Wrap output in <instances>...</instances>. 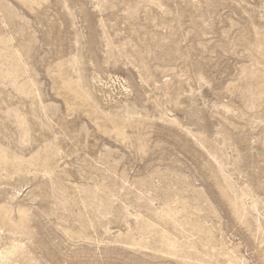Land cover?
I'll use <instances>...</instances> for the list:
<instances>
[{"label": "rangeland", "instance_id": "374dc122", "mask_svg": "<svg viewBox=\"0 0 264 264\" xmlns=\"http://www.w3.org/2000/svg\"><path fill=\"white\" fill-rule=\"evenodd\" d=\"M0 264H264V0H0Z\"/></svg>", "mask_w": 264, "mask_h": 264}]
</instances>
